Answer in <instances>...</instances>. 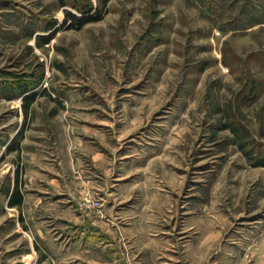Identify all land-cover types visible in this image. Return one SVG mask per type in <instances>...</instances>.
Here are the masks:
<instances>
[{
	"label": "rangeland",
	"instance_id": "1",
	"mask_svg": "<svg viewBox=\"0 0 264 264\" xmlns=\"http://www.w3.org/2000/svg\"><path fill=\"white\" fill-rule=\"evenodd\" d=\"M63 9L0 0V264H264V0Z\"/></svg>",
	"mask_w": 264,
	"mask_h": 264
},
{
	"label": "trees",
	"instance_id": "2",
	"mask_svg": "<svg viewBox=\"0 0 264 264\" xmlns=\"http://www.w3.org/2000/svg\"><path fill=\"white\" fill-rule=\"evenodd\" d=\"M60 7H66L67 5L71 6V8L75 9V12L72 10L63 9L64 17L60 27H64L65 29H75L78 30L82 28L84 25L96 22L102 18L104 13L105 5L107 0H98L100 3L99 7H93L91 0H57ZM56 21H51L49 24L45 26V29L51 30L50 33L43 37L37 38V44H47L54 36L56 28ZM26 92V88L21 89V94ZM28 100V102H32L36 98V93L32 92L24 97ZM10 150H19V145L11 144L9 147ZM256 166H263L264 162H257ZM22 194L18 189V176L15 177L14 187L11 191L9 199L7 201V205L9 207H20L22 204Z\"/></svg>",
	"mask_w": 264,
	"mask_h": 264
},
{
	"label": "crops",
	"instance_id": "3",
	"mask_svg": "<svg viewBox=\"0 0 264 264\" xmlns=\"http://www.w3.org/2000/svg\"><path fill=\"white\" fill-rule=\"evenodd\" d=\"M13 187H14V181H13L12 188H11L9 194H8V199H9V196H10V194H11V191H12ZM18 189L20 190L23 199H22V204L20 205V207H17V208H21V207L23 206L25 200H26V195L23 194V191H22V188H21V180H20V177H18ZM15 207H16V206H15Z\"/></svg>",
	"mask_w": 264,
	"mask_h": 264
}]
</instances>
